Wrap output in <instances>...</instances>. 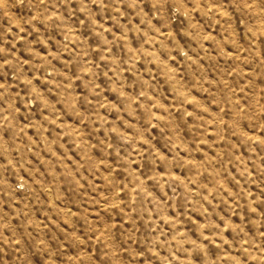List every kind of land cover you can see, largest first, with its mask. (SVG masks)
I'll return each instance as SVG.
<instances>
[{
    "label": "rangeland",
    "instance_id": "rangeland-1",
    "mask_svg": "<svg viewBox=\"0 0 264 264\" xmlns=\"http://www.w3.org/2000/svg\"><path fill=\"white\" fill-rule=\"evenodd\" d=\"M0 264H264V0H0Z\"/></svg>",
    "mask_w": 264,
    "mask_h": 264
}]
</instances>
